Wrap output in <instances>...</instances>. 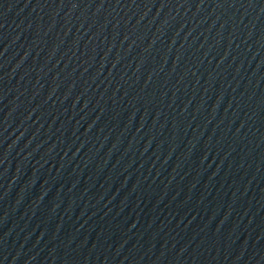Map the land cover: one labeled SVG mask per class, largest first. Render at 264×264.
Wrapping results in <instances>:
<instances>
[{"label": "water", "instance_id": "obj_1", "mask_svg": "<svg viewBox=\"0 0 264 264\" xmlns=\"http://www.w3.org/2000/svg\"><path fill=\"white\" fill-rule=\"evenodd\" d=\"M0 264H264V0H0Z\"/></svg>", "mask_w": 264, "mask_h": 264}]
</instances>
